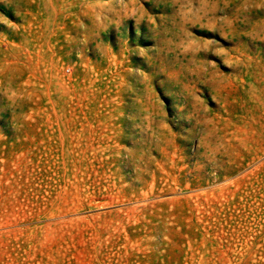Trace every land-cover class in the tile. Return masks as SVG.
Wrapping results in <instances>:
<instances>
[{
    "label": "rangeland",
    "instance_id": "obj_1",
    "mask_svg": "<svg viewBox=\"0 0 264 264\" xmlns=\"http://www.w3.org/2000/svg\"><path fill=\"white\" fill-rule=\"evenodd\" d=\"M0 264H264V0H0Z\"/></svg>",
    "mask_w": 264,
    "mask_h": 264
}]
</instances>
